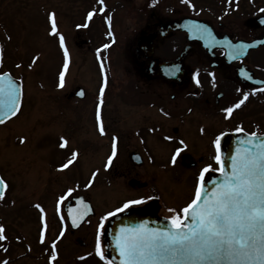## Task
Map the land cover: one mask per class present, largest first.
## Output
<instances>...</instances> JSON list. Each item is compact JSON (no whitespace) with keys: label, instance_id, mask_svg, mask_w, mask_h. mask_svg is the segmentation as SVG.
<instances>
[{"label":"rangeland","instance_id":"obj_1","mask_svg":"<svg viewBox=\"0 0 264 264\" xmlns=\"http://www.w3.org/2000/svg\"><path fill=\"white\" fill-rule=\"evenodd\" d=\"M195 1H203L211 6L215 3V0ZM216 1L220 2L216 7L218 12L222 13L225 9L231 12L221 14L218 20L213 19L215 24L217 21L222 22L232 30L236 29L235 24H239L240 34L243 36L254 33L246 27L244 21L253 13L261 12L260 9L264 8L263 0H249L242 4L240 2L238 10H232V2L229 3L228 0ZM46 2L64 13L61 16L58 10L61 17L60 31L63 32L68 49L67 61L56 37L50 34L51 31H47L44 19ZM204 4L199 5L205 6ZM183 10L190 13L187 7ZM81 11H84L83 4L73 0H0V45L2 50H5L3 67L21 78L24 88L21 111L14 119L0 125V169L9 183L3 198L7 202L4 210L8 213L7 221L21 230L23 228L25 234L31 232L29 230L32 227L33 230L39 227L35 205L46 207L52 216L57 194L65 188L67 191H78L77 193L95 200L98 209H105L126 199L142 197L154 184L159 189L163 201L177 204L179 196L191 197L195 181L194 177L191 179L190 176L196 171L194 168L181 166L180 163H166L174 144L167 145L163 142L159 137L160 133L173 134L172 129L177 126L178 131L174 135L185 137L193 144L184 152L198 158L207 151L204 145L202 147L198 133L202 127H213L215 130L231 129L240 122L237 120L241 117L245 118L247 126H254L255 119L247 116L253 114L249 113L252 107L249 105L240 110L243 115L236 111V116L224 120L222 115L214 112L213 104L211 110H204L202 104L194 103L191 114L185 118L172 114V118L162 117L148 101L137 104L135 95L139 91L132 86L134 79L126 74L123 66L125 62L122 61L123 49L120 45L112 53L114 64L112 68L109 67L107 75L109 86L104 98L107 133L101 136L96 131L93 112L96 90L100 79L104 77H101L98 71L93 47L86 45L79 48L75 42L74 19L82 14ZM123 22L125 23L124 17ZM130 33V30L123 31L124 38ZM33 60L36 62L33 63ZM65 62L68 63L65 86L60 88L59 76L64 72ZM4 68L2 70L5 71ZM128 79L129 83L126 85ZM157 85L158 83L154 85L155 89L164 95L172 107L176 104L183 106L187 92L181 90L176 100H171L169 92L173 90L168 87L160 89ZM78 86L86 89V98L78 99L73 95ZM195 88L194 85L192 92ZM129 96L133 98L128 101ZM141 99L144 101V97ZM234 103L235 101H232L231 105ZM228 104L230 105V101ZM256 115L258 117L255 121L264 123V115ZM148 125L155 128L160 126V129H156L157 134L141 130L146 132L144 144L135 132L140 126ZM262 125L264 127V124ZM62 137L68 141L63 148L60 146ZM115 139L118 140L117 155L110 166H104L111 142L114 143ZM21 140L24 143H21ZM144 146L150 149L144 152L147 162L142 166L132 164L129 160L130 151L141 152ZM74 152L78 153L76 163L61 170L59 163H67ZM94 173L96 183L95 179L92 181ZM131 180L135 181L132 185ZM89 182L91 187L87 186ZM140 185L146 188L141 190L143 187ZM82 233V240L91 244L94 229L85 227ZM69 240L72 241L71 238ZM69 240L67 245H70ZM87 250L89 249L84 248L82 254ZM28 261V264L33 262L32 259ZM67 262L72 263L70 260Z\"/></svg>","mask_w":264,"mask_h":264},{"label":"flooded vegetation","instance_id":"obj_2","mask_svg":"<svg viewBox=\"0 0 264 264\" xmlns=\"http://www.w3.org/2000/svg\"><path fill=\"white\" fill-rule=\"evenodd\" d=\"M73 1L80 2L84 6V11L80 12L82 14L74 19L76 44L79 48L80 46L86 45H89L90 48L93 47L96 64L100 63L99 65H101V62L103 61L104 68L107 71H109V67L112 68L114 64L112 53L115 48L117 49L122 45V61L124 60L125 62L123 65L124 69L127 75L136 80L132 81V86L139 91L138 94L135 95V102L137 104L146 103V101H148L151 107L156 108L158 115L168 118H172L174 115L176 117L181 116L182 118L187 117L191 114L194 103L202 104L204 110H211L210 108L213 104L215 108L214 112L218 115H222V118L225 120V110L232 106V101H235L233 104L235 105L239 103L244 94H248L249 99L245 101L243 105L252 106L250 109V112L253 113L252 119H257L258 116L256 114L264 115V92L257 91V89L264 88V85H259L257 82L241 76L242 71L247 72L248 74H250V71L255 78L264 79V44L260 45L258 48L250 49L245 56L233 60L226 55L225 49L218 45L215 47H206L203 42L198 39L190 41L189 35L185 31H178L172 28L170 31L168 29V32L166 30L168 24L176 23L184 18L191 17L207 22L218 38L229 36V38H232L234 41H252L264 37V25H262L261 22H249L246 19L244 21L248 24H245L246 27L248 26V28L254 33L252 35L250 34L251 36H243L242 33L240 34L239 24L234 25L237 26L235 30H232L222 22L217 21L215 24L213 19L218 20L217 18L220 17L216 7L213 4V6L204 4L203 1L200 3L195 0H190V3L195 6L193 9L188 4L183 3L182 0H104L105 11L103 12H101L102 6L98 3V0ZM199 4H204L205 6ZM45 6L44 19L47 23L48 33L51 30L49 19L50 14L55 13L58 24L57 30L58 33L62 35L63 32L60 31L61 23L59 19L61 17H59V13L61 16L64 13H61L59 8L58 13V10L55 7L53 8V6H50L47 2ZM184 7H187L190 13L183 10ZM89 12L96 13L91 20L88 19ZM262 15H264V13L256 12L253 13V15H250L249 18ZM123 17L125 18V23L123 22ZM109 18L111 29H109ZM84 24H87L88 27H78V25ZM129 30L131 33L124 38L123 31L125 32ZM54 37L59 40L58 36ZM113 40L115 41L114 43ZM143 40L150 41L149 43L152 45L150 56H145L139 51L140 43ZM105 44H109L110 47L104 49L103 46ZM187 47H189V50L183 57V60L179 64L176 63L174 65L172 62L178 60V58L186 52ZM97 50H101L99 56L97 55ZM127 62L128 65H126ZM154 63H159L158 72L153 70ZM174 66L178 67L179 71L176 72L175 75H166V72L173 69ZM197 73H199L198 76L196 75ZM210 74H214V76ZM180 75H182V78H180ZM197 79L199 80V84L196 83ZM125 83L127 85L129 79L128 81L126 80ZM156 83H158L157 87L160 89L168 87L173 90L169 92L171 100H176L181 90L187 92V95L184 96L185 103L183 106L176 104L172 107L171 103L164 98V95L155 89L154 85ZM194 85L196 88L194 89L195 91L192 92ZM101 87H106L102 81L99 82L97 87L98 90H96V101L93 112L97 132H99L98 128L100 123L97 120L98 107L100 111V119H105L104 98L106 95H104L103 98V105H100L99 88ZM107 89L105 94L107 93ZM86 97L87 95L85 98ZM142 97H144V101L141 99ZM132 98L133 97L129 96L127 100L129 101ZM211 99L212 103L210 104ZM229 101L230 105L228 104ZM255 122L259 123L257 121ZM103 125L105 128V120ZM243 127L249 128L245 125H243ZM156 129H160V126H157L156 128L152 125L146 127L140 126L135 133L139 135L140 141L146 144V132H141V130L147 131L151 134H157ZM225 130L226 128L221 130L218 128V130H215L213 127L211 129V127L207 126L206 128L202 127V129L199 130V137L202 140L201 145L202 147L204 145V148H206L207 151H205L204 155H201L198 158L190 153L184 152L187 147L193 146V144L190 143L189 139H185V137L174 135L178 131L177 126L172 129L173 134L160 133L159 137L163 142L167 145L174 144L169 158L166 159V163L173 165L171 163V157L177 148L183 147L179 144V141L183 140L186 148L181 152V157H177V163L175 165L180 163L181 166H188L195 169V174L190 176L191 179L194 177V189L199 173L205 166L212 164L213 168L218 167L213 161V156L215 155L214 141ZM106 133L107 128H105L104 135H106ZM165 137H170V139H165ZM113 140L114 139H112V142ZM186 141L189 143H186ZM112 142L104 166H106L107 161L112 154ZM116 143H118L117 139ZM145 151H150V149L147 146H144V148H141V152L137 150L130 151L129 160L132 161V164L137 166L145 164V162H147L146 155L144 154ZM134 153L141 154V163L137 164L133 161L132 155ZM62 165H64V161L59 163V167L62 168ZM0 175L9 186L8 180L5 178L1 169ZM96 180L97 178L95 177L94 183H96ZM134 182L135 181L131 180V184H129L132 185ZM140 186L143 187V185ZM144 188L146 187H143L141 190H144ZM77 192L78 191L74 190L71 196H67L68 191L66 188L59 192L56 198L57 202L54 203L52 216L44 206H42L44 209L43 214L39 209L34 208L38 214L37 219L39 227L37 230H33L32 227V229L29 230L31 232H28V234H25L23 228L21 230L20 228H17L15 224L13 225L12 222L7 221L8 213L6 212L7 210H4L7 202L3 199L0 200V225L5 228V235L7 237L5 241H0V264L5 260L8 261V264H28V259L33 260L32 264H50V255L52 253L51 244L53 242H56L57 244L56 251L58 253V260L52 262V264H105L104 261H100L99 257L95 255L97 225L102 217L110 212H115L118 208L122 207L125 202L143 199L145 201L144 204L151 201L156 202L159 214L171 220L173 213L169 212V209H175L177 212H180L182 208L191 203L195 194L194 190L191 197L179 196V203L170 204L168 200L163 201L159 189L153 184L150 186V189L146 190V194H143L144 196L142 195V197L126 199L116 206L98 209V204L95 200ZM6 193L7 190L4 195H6ZM62 196H67V199L58 205ZM80 196H84L86 200L91 202L93 206V214H91L79 227L74 228V226H72L73 220L71 221L68 217V213L69 209H71L72 212L73 210H77L75 207L76 200ZM61 216L64 217L63 220H61ZM107 221H105V228ZM45 223L47 224L46 229L44 228ZM85 227L87 229H94L93 241L91 244H88L81 238L83 235L82 230ZM62 231L64 232V236L61 238L60 233ZM42 232L44 233L45 240L43 244L40 243ZM69 238H71L72 241L69 240ZM67 240H69L70 245H67ZM101 244L105 251V244L103 243L102 237ZM89 245L91 249L89 248ZM5 248L7 251H4ZM84 248L89 250L84 251L85 253L83 254L86 259L81 261L79 257L83 256L82 251ZM89 253H92V255L89 256ZM67 260H70L72 263L67 262Z\"/></svg>","mask_w":264,"mask_h":264},{"label":"snow or ice","instance_id":"obj_3","mask_svg":"<svg viewBox=\"0 0 264 264\" xmlns=\"http://www.w3.org/2000/svg\"><path fill=\"white\" fill-rule=\"evenodd\" d=\"M193 9L194 5L190 0H182ZM102 6L101 12L105 11L104 0H98ZM231 3V0H229ZM264 13V8L260 9ZM95 12L88 13V19L91 20ZM51 35L59 37L60 46L64 49V56L67 61L68 49L65 46V38L58 33L55 13L50 14ZM264 23V21H261ZM78 27H88L87 24L78 25ZM109 29L111 23L109 18ZM191 31L200 34V38L205 39L206 47H215L221 42L216 40L212 32L203 25L193 24ZM115 41L113 40V43ZM223 44L231 49L229 53L231 59L236 60L247 54V49L252 45L239 44L232 45L231 41H224ZM109 44L103 46L109 48ZM101 50H97L99 56ZM0 59H2V48H0ZM36 61L33 60V63ZM19 67V65H18ZM64 72L59 76V87L65 86V72L68 70V63L64 64ZM102 71L104 63L100 65ZM179 68L174 66L173 69L166 72V75H175ZM197 76L199 73L196 74ZM213 75L214 74H210ZM241 76L251 80L252 77L242 71ZM199 84V80H196ZM257 83H264L258 81ZM104 84L107 85V75L104 76ZM264 92V88L257 89ZM21 87L8 78L5 73L0 76V124L5 123V118L16 116L21 111L22 99ZM84 95L83 92L80 93ZM104 87L100 89V105L104 103ZM249 99L248 94H244L239 103L234 105L239 109L241 105ZM233 107L225 111L228 116L234 111ZM97 120L99 123V132L105 134L103 122L100 119L99 107L97 110ZM203 131V130H202ZM238 131L243 132L241 127ZM226 133H221L214 141L215 155L214 163L218 166L213 168L212 164L205 166L199 173L197 186L194 197L186 207L180 212L175 209H169L173 213L171 217L172 227L166 229L150 228L146 223L136 227H124L120 229V235L116 238V248L121 257V264H264V139L256 140V133H252V139L241 141L246 145L243 149H237L235 155H230L227 160L230 161V170L225 167V159L221 155V142ZM170 139V137H165ZM61 147H66L68 141L61 138ZM21 143H24L21 140ZM183 147L177 148L171 157V163H177V157L186 148L183 140L179 141ZM117 155L116 144L113 143L112 154L107 161V166L112 164L113 158ZM78 153H73L72 158L62 165L61 170L69 168L75 162ZM210 172H219L222 180L212 181L213 188H206V176ZM96 173L93 174L94 181ZM91 187V182L87 185ZM8 185L0 178V200L4 198V191ZM73 189H69L67 196H71ZM67 196H62L58 205L63 203ZM84 204V201H80ZM143 199L130 200L125 202L122 207L115 212H110L102 217L97 225V235L95 241V255L105 264H112L106 260L105 251L101 244V237L106 234L105 221L109 217L122 213L134 206L142 205ZM43 214L44 209L35 205ZM85 207H87L85 205ZM72 210L69 209V215ZM64 217L61 216V220ZM72 226L79 227L75 219ZM44 228H47L45 223ZM64 232L60 233V237ZM7 239L5 228L0 225V241ZM44 233H41L40 243L43 244ZM52 253L50 255V264L58 260L56 251L57 244H51ZM4 251H7L5 248ZM89 256L92 253L88 254ZM79 259L84 261L86 257L80 256ZM2 264H8L5 260Z\"/></svg>","mask_w":264,"mask_h":264},{"label":"water","instance_id":"obj_4","mask_svg":"<svg viewBox=\"0 0 264 264\" xmlns=\"http://www.w3.org/2000/svg\"><path fill=\"white\" fill-rule=\"evenodd\" d=\"M260 20V18H258ZM191 19L184 20L181 23H170L166 26V30L168 29H188V27L192 26L196 23H190ZM148 40H143L140 43V53L145 56L151 55L152 45L149 43ZM147 52V53H146ZM186 55V52L177 60V63H180L183 60V57ZM1 65V59H0ZM159 63L153 64V70L158 72L159 70ZM5 73L0 74L3 76ZM8 74V78L12 79L16 85L21 87L22 84L19 79H16ZM182 78V75H180ZM81 92H83L81 90ZM9 118H5L7 120ZM226 135L224 136L221 142V155L222 158L225 159V167L230 170V161L227 160V157L230 155H235L237 149H243L246 145L242 144L241 141H246L248 139H252V135H248L245 132H225ZM256 140L264 139V135L256 134ZM207 183L206 188L211 190L213 188L212 181L215 180L220 182L222 177L220 173L210 172L206 176ZM146 223L150 228H159V229H166L172 227V224L169 220L162 218L158 215V206L156 202H151L146 206L142 207H133L125 212L119 213L115 216H112L106 228V234L104 235V241L107 245V257L112 261L113 264H121V257L119 252L116 248V238L120 235V229L124 227H136L138 225Z\"/></svg>","mask_w":264,"mask_h":264}]
</instances>
